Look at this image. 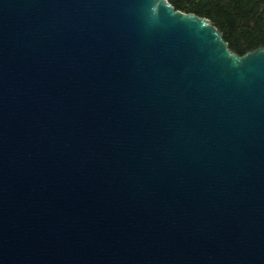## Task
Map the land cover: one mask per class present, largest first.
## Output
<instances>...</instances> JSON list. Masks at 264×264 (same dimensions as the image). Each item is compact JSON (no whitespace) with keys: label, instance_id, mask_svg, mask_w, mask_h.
<instances>
[{"label":"water","instance_id":"water-1","mask_svg":"<svg viewBox=\"0 0 264 264\" xmlns=\"http://www.w3.org/2000/svg\"><path fill=\"white\" fill-rule=\"evenodd\" d=\"M0 264H264V46L168 0H0Z\"/></svg>","mask_w":264,"mask_h":264},{"label":"trees","instance_id":"trees-1","mask_svg":"<svg viewBox=\"0 0 264 264\" xmlns=\"http://www.w3.org/2000/svg\"><path fill=\"white\" fill-rule=\"evenodd\" d=\"M176 10L209 19L234 53L264 46V0H168Z\"/></svg>","mask_w":264,"mask_h":264}]
</instances>
